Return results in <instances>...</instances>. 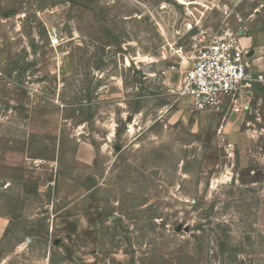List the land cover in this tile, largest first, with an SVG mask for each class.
Listing matches in <instances>:
<instances>
[{
	"label": "rangeland",
	"instance_id": "374dc122",
	"mask_svg": "<svg viewBox=\"0 0 264 264\" xmlns=\"http://www.w3.org/2000/svg\"><path fill=\"white\" fill-rule=\"evenodd\" d=\"M223 23L198 0H0V264H264V85L233 113L173 92ZM229 26L264 33V0Z\"/></svg>",
	"mask_w": 264,
	"mask_h": 264
},
{
	"label": "built area",
	"instance_id": "2783aa9c",
	"mask_svg": "<svg viewBox=\"0 0 264 264\" xmlns=\"http://www.w3.org/2000/svg\"><path fill=\"white\" fill-rule=\"evenodd\" d=\"M240 1L198 0L201 7L206 4L219 11L224 23L210 31H198L188 67L173 87L174 94L190 99L197 111L238 112L239 100L248 98L256 84L264 85V73L249 71V52L229 26ZM40 163L33 161L36 166Z\"/></svg>",
	"mask_w": 264,
	"mask_h": 264
},
{
	"label": "crops",
	"instance_id": "0c3cea01",
	"mask_svg": "<svg viewBox=\"0 0 264 264\" xmlns=\"http://www.w3.org/2000/svg\"><path fill=\"white\" fill-rule=\"evenodd\" d=\"M240 45L249 52V71L251 73H264V33L260 31L243 32L240 36ZM255 54V55H254ZM94 149L92 145L81 143L75 153V164L79 167H88L94 163ZM8 225V220L0 216V241Z\"/></svg>",
	"mask_w": 264,
	"mask_h": 264
},
{
	"label": "bare ground",
	"instance_id": "6f19581e",
	"mask_svg": "<svg viewBox=\"0 0 264 264\" xmlns=\"http://www.w3.org/2000/svg\"><path fill=\"white\" fill-rule=\"evenodd\" d=\"M242 33H243V30L237 31V34L239 37L241 36Z\"/></svg>",
	"mask_w": 264,
	"mask_h": 264
}]
</instances>
